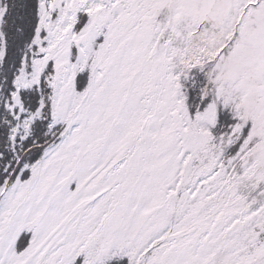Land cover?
Segmentation results:
<instances>
[{
    "label": "snow or ice",
    "instance_id": "1",
    "mask_svg": "<svg viewBox=\"0 0 264 264\" xmlns=\"http://www.w3.org/2000/svg\"><path fill=\"white\" fill-rule=\"evenodd\" d=\"M0 264H264V0H0Z\"/></svg>",
    "mask_w": 264,
    "mask_h": 264
}]
</instances>
